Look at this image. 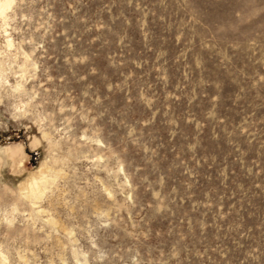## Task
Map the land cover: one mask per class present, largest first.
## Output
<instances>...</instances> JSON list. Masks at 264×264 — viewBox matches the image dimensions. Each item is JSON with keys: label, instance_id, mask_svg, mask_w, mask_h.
Instances as JSON below:
<instances>
[{"label": "rangeland", "instance_id": "obj_1", "mask_svg": "<svg viewBox=\"0 0 264 264\" xmlns=\"http://www.w3.org/2000/svg\"><path fill=\"white\" fill-rule=\"evenodd\" d=\"M9 1L0 264H264V0Z\"/></svg>", "mask_w": 264, "mask_h": 264}, {"label": "bare ground", "instance_id": "obj_2", "mask_svg": "<svg viewBox=\"0 0 264 264\" xmlns=\"http://www.w3.org/2000/svg\"><path fill=\"white\" fill-rule=\"evenodd\" d=\"M9 0H3V1H0V15H3L5 9L8 7L9 5ZM3 17V16H2ZM45 178V177H44ZM45 181H46V178H45ZM35 183V182H33ZM33 186V185H32ZM34 186H37L36 184H34ZM33 191V189H32ZM34 192V191H33Z\"/></svg>", "mask_w": 264, "mask_h": 264}]
</instances>
